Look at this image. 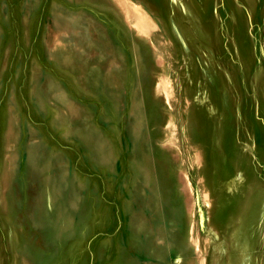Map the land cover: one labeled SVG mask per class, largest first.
I'll return each instance as SVG.
<instances>
[{
	"label": "rangeland",
	"instance_id": "374dc122",
	"mask_svg": "<svg viewBox=\"0 0 264 264\" xmlns=\"http://www.w3.org/2000/svg\"><path fill=\"white\" fill-rule=\"evenodd\" d=\"M121 1L0 0V264H264V0Z\"/></svg>",
	"mask_w": 264,
	"mask_h": 264
},
{
	"label": "bare ground",
	"instance_id": "6f19581e",
	"mask_svg": "<svg viewBox=\"0 0 264 264\" xmlns=\"http://www.w3.org/2000/svg\"><path fill=\"white\" fill-rule=\"evenodd\" d=\"M124 6H126L127 11L131 12L134 16L133 25L137 28V30L141 33H149L152 31V29L155 28L154 22L150 19V17L141 9L138 7L129 4L127 1H121ZM115 8V7H114ZM113 8V9H114ZM159 91H163L167 94V97H169V94L167 92V89L164 85H159L158 87ZM197 161V159H196ZM198 248V246H197ZM205 262V261H204Z\"/></svg>",
	"mask_w": 264,
	"mask_h": 264
},
{
	"label": "crops",
	"instance_id": "0c3cea01",
	"mask_svg": "<svg viewBox=\"0 0 264 264\" xmlns=\"http://www.w3.org/2000/svg\"><path fill=\"white\" fill-rule=\"evenodd\" d=\"M132 5L137 6L136 4H132ZM139 9H140V8H139ZM141 10H142V9H141ZM142 11H143V10H142ZM131 25H132V24H131ZM132 26L135 28L136 31L133 30L132 28H131V29H132L133 31H135V32L137 33L138 36H139L140 34H142L141 32H139V31L137 30V28H136L134 25H132ZM158 87H159V86H158Z\"/></svg>",
	"mask_w": 264,
	"mask_h": 264
}]
</instances>
